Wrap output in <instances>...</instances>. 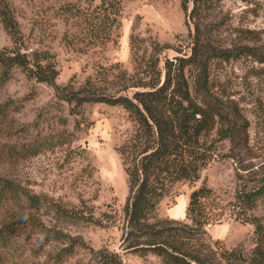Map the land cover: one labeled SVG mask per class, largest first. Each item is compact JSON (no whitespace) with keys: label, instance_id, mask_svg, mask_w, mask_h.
<instances>
[{"label":"rangeland","instance_id":"1","mask_svg":"<svg viewBox=\"0 0 264 264\" xmlns=\"http://www.w3.org/2000/svg\"><path fill=\"white\" fill-rule=\"evenodd\" d=\"M66 1L8 0L23 31V52L52 54L59 85L78 87L89 76L111 85L116 82L111 74L119 70L126 71L127 84L149 80L166 60L190 53L193 27L181 0H122L121 24L113 39L96 45L89 43L84 21L67 19ZM72 1L85 17L92 18L99 0ZM213 1L212 20L221 25L214 33L215 41L230 45L247 33L264 52V0ZM13 46L0 22V49ZM212 77L227 98L238 104L248 124L250 149L241 154L244 164L259 167L264 175V61L250 56L216 60ZM135 129L123 106L69 103L53 85L13 68L0 81V177L107 223H71L28 208L23 201L0 202V264H98L90 248L101 247L118 252L124 264H164L152 252L128 249L124 241L123 206L129 188L119 147ZM219 149L226 152L227 143L221 142ZM239 168L230 158L212 160L199 180L173 187L159 203V214L190 222L189 194L205 182L217 196L216 211L223 215L221 221L205 226L207 238L220 239L228 247L240 246L250 254L255 245L253 227L235 219L229 205L239 173L246 174ZM18 220L24 223L17 227ZM52 229H62L71 240L81 237L85 245L65 254L70 243L53 240Z\"/></svg>","mask_w":264,"mask_h":264},{"label":"trees","instance_id":"2","mask_svg":"<svg viewBox=\"0 0 264 264\" xmlns=\"http://www.w3.org/2000/svg\"><path fill=\"white\" fill-rule=\"evenodd\" d=\"M213 4V0H181L193 27L190 53L166 60L149 80L127 84L130 78L126 71L119 70L111 74L116 79L111 85H102L89 76L76 87L57 84L56 62L48 51L23 52L20 24L8 0H0V22L14 43L11 49H0V81L18 67L28 76L53 85L56 94L69 103L119 104L130 113L136 129L119 147L129 188L123 206V234L128 249L152 252L164 264H264V175L259 167L244 164L241 154L250 149L248 124L238 104L227 98L212 77L216 60L250 56L263 62L264 52L247 33L230 45L218 44L213 37L221 25L212 20ZM63 10L67 19L84 21L89 43L105 44L121 24L122 0H99L92 18L85 17L72 0L64 2ZM221 142L227 143L226 152L220 151ZM219 157L232 159L246 171L245 175L239 173L229 205L235 219L253 227L255 245L250 254L240 246L228 247L220 239L207 238L205 226L221 221L223 215L216 211L217 196L205 182L189 194L186 213L190 222L159 214V203L173 187L193 184L200 179L201 171ZM7 200L23 201L28 208L46 211L61 221L107 223L0 177V202ZM16 223L18 227L24 222ZM50 235L53 240L70 243L65 254L85 245L81 237L71 240L62 229H52ZM90 253L98 264H124L120 254L108 247L90 248Z\"/></svg>","mask_w":264,"mask_h":264},{"label":"crops","instance_id":"3","mask_svg":"<svg viewBox=\"0 0 264 264\" xmlns=\"http://www.w3.org/2000/svg\"><path fill=\"white\" fill-rule=\"evenodd\" d=\"M187 202V201H186ZM173 215V214H172Z\"/></svg>","mask_w":264,"mask_h":264}]
</instances>
